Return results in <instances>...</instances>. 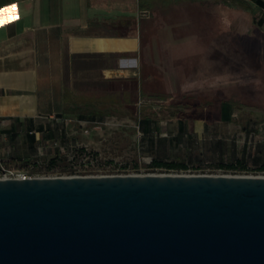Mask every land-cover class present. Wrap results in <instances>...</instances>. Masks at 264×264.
I'll return each instance as SVG.
<instances>
[{"label": "water", "instance_id": "1", "mask_svg": "<svg viewBox=\"0 0 264 264\" xmlns=\"http://www.w3.org/2000/svg\"><path fill=\"white\" fill-rule=\"evenodd\" d=\"M0 264H264V175L0 178Z\"/></svg>", "mask_w": 264, "mask_h": 264}, {"label": "crops", "instance_id": "2", "mask_svg": "<svg viewBox=\"0 0 264 264\" xmlns=\"http://www.w3.org/2000/svg\"><path fill=\"white\" fill-rule=\"evenodd\" d=\"M251 2L264 28V0ZM206 5L207 0H0V10L14 8V15L0 16V140L34 141L64 113L65 97L79 102L100 80L151 83L150 68L159 72L166 96L202 93ZM214 17L221 32V17ZM229 27L238 29L239 18ZM210 51L212 56L217 47ZM111 56L112 64L96 63ZM120 96L126 97L125 90ZM209 122L194 119L192 131L201 133ZM178 127L177 120L159 119L143 130L174 136Z\"/></svg>", "mask_w": 264, "mask_h": 264}, {"label": "rangeland", "instance_id": "3", "mask_svg": "<svg viewBox=\"0 0 264 264\" xmlns=\"http://www.w3.org/2000/svg\"><path fill=\"white\" fill-rule=\"evenodd\" d=\"M208 11L205 41L208 48L202 95L211 99H227L237 104L234 121L221 122L218 102L210 106V122L197 134L186 129L182 135L167 136L165 131H144L134 116L123 106H107L112 115L99 116L104 109L98 102L113 97L121 101L123 89L134 98V83L121 80L106 83L97 81L95 91L80 97L79 102L65 97L64 113L48 124L44 133L34 141L0 140V170L38 176H60L77 173H229L239 175L264 174L259 164L264 162V132L258 121L264 118V28L256 22L258 10L251 0H207ZM193 11V10H192ZM220 16L223 29L219 30ZM239 18V28L229 27ZM254 21V22H253ZM217 47L212 54L211 48ZM215 51V50H214ZM114 57H100L97 64H112ZM151 83H142L141 89L158 94L140 98L137 106L144 113L153 106H168L172 98L162 92L160 74L155 68ZM83 88L85 83L81 84ZM124 89V90H125ZM91 103V104H90ZM119 103V102H118ZM106 109V108H105ZM164 114V109L160 110ZM206 113V108H203ZM86 114L79 118V114ZM94 113V114H93ZM96 113V114H95ZM212 118V119H211ZM164 118L162 120H166ZM159 120V119H158ZM157 121V120H156ZM193 122V121H192ZM191 122V125H192ZM247 124L244 129V124ZM190 125L187 123L186 126ZM138 130L141 132L139 133ZM176 162L183 168L153 167L152 160ZM241 161L243 168H224L221 164Z\"/></svg>", "mask_w": 264, "mask_h": 264}, {"label": "trees", "instance_id": "4", "mask_svg": "<svg viewBox=\"0 0 264 264\" xmlns=\"http://www.w3.org/2000/svg\"><path fill=\"white\" fill-rule=\"evenodd\" d=\"M126 83L133 82L134 83V89L140 90V93L142 91L141 89V83L137 82V79L135 77H127L123 79H119ZM116 81V80H115ZM114 82V81H111ZM125 89V88H124ZM123 89V90H124ZM127 89H125L126 91ZM123 91H121L122 93ZM141 95V94H140ZM140 97H136L134 94V98L132 95L130 96L128 93H126V97H122L121 101L115 100L113 97H110L107 100L99 101L98 103L101 104L100 106L104 107L102 110H98L97 114L99 116H105V115H112V113L107 111V106H114V105H120L123 106L125 104L126 113L128 115L134 116L137 120L138 125H142V128L145 129V126L149 125L151 122H155L158 119H174L179 122L178 132L177 134L182 135L183 132H185L186 129L191 130L192 125L191 122L194 119H205L207 121L210 120V106L213 105L215 102H218V115L216 119L226 121V122H232L234 121V115L232 114L233 109L237 108V104L235 102H232L227 99H211L207 98L206 96L202 94H196V95H182L179 96L177 101L174 103L168 105V106H160L159 108H155L150 103H141L143 106L151 107L152 109L149 112L144 113L142 111V106H137V103L139 101ZM119 102V103H118ZM106 108V109H105ZM203 108H206V113L203 111ZM164 109L165 113L160 116V110ZM94 114V113H93ZM96 114V113H95ZM86 114H79V118H85ZM212 119V118H211ZM259 121H264V118L259 119L258 121H255L256 123ZM187 123H190V125ZM248 123L244 124V129H246ZM153 167L157 168H166V169H176V168H183L185 165L181 163L176 162H166V161H160V160H152ZM221 167L224 168H243V163L241 161H235L228 164H221ZM259 170L264 171V162H261L258 167Z\"/></svg>", "mask_w": 264, "mask_h": 264}, {"label": "built area", "instance_id": "5", "mask_svg": "<svg viewBox=\"0 0 264 264\" xmlns=\"http://www.w3.org/2000/svg\"><path fill=\"white\" fill-rule=\"evenodd\" d=\"M138 132L141 133L139 130H138ZM170 173H172V172H170ZM120 174H124V173H120ZM140 174H143V173H140ZM173 174H229V173H194V172L181 170V171H176ZM71 175H97V174L75 172L74 174H69V175H64V176H71ZM229 175H232V174H229ZM233 175H236V174H233ZM249 175H252V174H249ZM256 175H264V174H256ZM29 177H41V176H38V175L31 176V175H28L26 173H21V172L16 173L14 171H9V170H5V169L0 170V178H29Z\"/></svg>", "mask_w": 264, "mask_h": 264}, {"label": "snow or ice", "instance_id": "6", "mask_svg": "<svg viewBox=\"0 0 264 264\" xmlns=\"http://www.w3.org/2000/svg\"><path fill=\"white\" fill-rule=\"evenodd\" d=\"M14 15V8H5L0 10V16H11Z\"/></svg>", "mask_w": 264, "mask_h": 264}]
</instances>
